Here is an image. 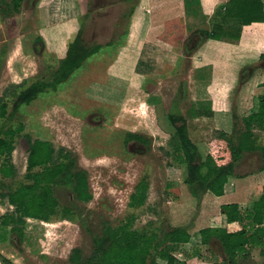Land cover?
Wrapping results in <instances>:
<instances>
[{"label": "rangeland", "instance_id": "rangeland-1", "mask_svg": "<svg viewBox=\"0 0 264 264\" xmlns=\"http://www.w3.org/2000/svg\"><path fill=\"white\" fill-rule=\"evenodd\" d=\"M135 1L82 0L79 2L81 7H75L76 15L80 17L74 26L82 32V38L89 47L106 46L108 43L122 45ZM63 3V0H23L18 13L9 17H3L0 13V98L8 91L5 99L8 112L12 111L11 87L25 80H33L38 74L48 76L62 59L60 50L63 40L68 43L75 36L73 29L70 35H67L68 30L64 35L60 34L68 14L65 13L66 7H62ZM66 3L69 4V0ZM48 10L53 15L51 20L52 30L57 32L55 35L49 29L46 33L41 30L42 17ZM72 14L69 12L70 16ZM47 37L51 41V49L47 48ZM17 47L18 54L15 56L13 53ZM51 50L60 53L53 55ZM97 53L90 56L56 92L43 93L31 104L22 106L11 122L0 120V128H16L19 123L23 124V133L16 137L11 157L17 174L14 182L6 180V185L16 187L28 182L26 136H29L31 140L47 141L56 149L63 147L76 155L78 166L88 174L93 195L88 204L79 205V212L83 214L81 219L90 225L91 230L99 232L104 222L116 225L130 213L136 215L137 227L159 224L164 229L178 227L176 225L193 227L195 209L198 210L199 206L196 200L186 201L184 169L168 155L172 151L170 136L175 134V129L165 118L168 114H180V110L186 115L185 111L189 108L191 96L188 87H185L188 62L182 65L179 80L175 79L174 85V78L170 81L171 88L144 86L128 89L131 86L126 84V94L122 96L125 101L115 108L110 103L118 101L120 96L112 92L111 96V89L89 85L96 76L102 75L91 69L94 61H102ZM109 59L106 56L104 63L108 61V64ZM102 66L104 64L98 65V69ZM251 67L255 70L252 77L250 69L243 73L241 71L239 77L242 84L251 78L242 87L245 91L242 93V101H245L242 105L245 107H248L247 101L253 93L264 91V66L259 62ZM166 82L169 83V80ZM240 92L241 88L232 91V112L237 113L238 118L243 115L235 103ZM175 93L178 97H174ZM180 93L184 94V98L179 96ZM190 94L197 96L198 92L193 89ZM104 105L108 110L103 109ZM100 118V122L94 121ZM221 122L220 119L212 122L200 120L194 122L198 131L188 128L191 139L204 157L226 144L219 133L223 132L227 122H223L224 125ZM232 126L240 130L241 120L234 118ZM128 133L145 137L150 141L149 146L136 143L123 145ZM256 134L261 135L259 131ZM144 177L150 183L147 204L140 209H129V196ZM55 194L62 206L74 203L72 194L66 188L56 189ZM183 204L186 207L180 210L176 207ZM10 210L12 208L0 198V217ZM215 212L214 215H218L217 209ZM80 223L78 220H61L60 216L49 223L27 220L24 240L12 237L8 242L0 243V252L10 264H67L73 248L81 247L87 253L90 251L91 236L81 228ZM197 241L200 242V236ZM213 242L209 247L200 244L201 248H196L203 264H219L225 259L218 242ZM240 264H264V257L255 250L249 259L242 260Z\"/></svg>", "mask_w": 264, "mask_h": 264}, {"label": "trees", "instance_id": "trees-1", "mask_svg": "<svg viewBox=\"0 0 264 264\" xmlns=\"http://www.w3.org/2000/svg\"><path fill=\"white\" fill-rule=\"evenodd\" d=\"M22 1L0 0L1 15L9 17L18 13ZM262 6L260 0H230L226 16L241 19L245 24L263 22L262 10L257 16V11ZM221 31L222 28L214 27L211 33L205 34L209 38L221 40ZM107 46L111 44L108 43ZM101 47H89L79 31L68 44L65 57L48 76L38 74L33 80H25L11 87V112H8L6 101L8 91L4 92L0 98V120L11 122L22 106L31 104L43 93L56 92ZM168 120L175 129V134L170 136L172 151L168 155L184 169L183 182L199 207L206 193L220 197L224 194L228 178L241 176L238 164L245 154L259 152L262 160L260 170H264V147L259 144L260 138L254 133L255 129L264 132V97L259 99L257 111L241 120L240 130L235 129L231 135L219 133L226 145L205 157L189 135L187 119L179 114H169ZM22 133V123L16 128H0V198L12 208L0 217V243L8 242L15 236L23 241L28 219L49 223L54 217L60 216L61 220L82 222L81 228L91 236L90 251L87 253L81 247L73 248L67 264H160V261L165 264H185L175 254L182 245L190 241L191 226H169L164 229L159 224L154 227H137V217L130 213L116 225L104 222L99 232L91 230L90 225L81 219L83 214L79 212L80 204H88L93 199L88 174L78 166L76 155L63 147L56 149L50 142L31 140L26 136L28 182L16 187L7 186L6 180L14 182L17 174L11 157L15 150V139ZM130 142L146 146L150 144L148 139L136 133L125 135L123 145L127 146ZM58 188L68 189L74 203L62 206L55 194ZM149 188L147 178H142L130 194L127 207L133 210L144 207L148 201ZM220 214L227 224L239 223L241 230L234 233L219 227L200 230V242L203 246L209 247L213 241L220 245L225 259L219 264H240L242 260L249 259L255 250L259 256L264 257V188L259 200L250 207L239 204L222 205ZM0 262L10 264L1 252Z\"/></svg>", "mask_w": 264, "mask_h": 264}, {"label": "crops", "instance_id": "crops-1", "mask_svg": "<svg viewBox=\"0 0 264 264\" xmlns=\"http://www.w3.org/2000/svg\"><path fill=\"white\" fill-rule=\"evenodd\" d=\"M63 1L62 7H66L65 13L68 14L62 24L63 29L60 34L64 35V32L68 30L67 35H70L74 30L76 36L79 30L74 25L78 23L80 15H76L75 7L76 5L81 7L79 2L82 0H69V4L66 3L67 0ZM74 1H78V4ZM229 2L230 0H136L127 26L124 44L101 47L97 54L106 49L99 54L102 61H94L91 69L94 73L101 72L102 75L96 76L89 85L111 89L109 91L111 96V92L120 96L118 101L110 103L118 108L120 103L123 104L125 101L122 96L126 94V84L131 86L127 87L128 89L144 86H157L158 89L161 87L165 89L174 85L175 79L179 80L180 74L178 73L182 65L188 62L185 87H188L190 93L196 89L199 96H193L188 92L191 96L188 103L189 108L185 111L186 115L181 110L179 115L187 119L188 128L196 129L195 131L198 130L194 122L200 120L212 122L220 119L221 125L227 122L225 123L227 130L224 129L222 133L231 135L233 133L231 131L235 129L232 126L234 118L242 120L251 113H255L259 99L264 97V91L253 93L247 101L249 102L248 107L243 106L242 103L245 101H242V93L245 91L242 87L244 88L243 85L249 83L251 78L245 84H242L239 79L240 72L243 73L246 69H250V77H252L255 71L251 69L252 64L259 62L263 64L264 21L245 24L241 19L226 16V7ZM260 2L263 6L257 11V16L260 15L261 10L264 16V0ZM69 12L73 13L72 16ZM52 16L51 11L48 10L47 14L42 17L41 30L45 33L50 30L55 35L57 32L52 30ZM214 27L223 29L219 33L221 40L209 38L205 34L206 32L211 33ZM75 36L68 43L63 40L60 50L63 53L62 58L66 55V47ZM237 37L238 40H235ZM42 38L45 40V37ZM47 41H49L47 48L51 49V41L48 37ZM60 51L51 50V53L57 55ZM106 56L111 59L108 64V61L104 63ZM100 64L104 66L98 69ZM173 78V84L169 85ZM167 80L169 83L166 82ZM239 83L242 86L239 87ZM240 88L241 92L235 103L238 110L243 111V115L238 118L237 113L232 112L234 104L232 103V91L240 90ZM176 93L174 97H178ZM180 95L184 98V94L180 93ZM180 105L181 103L179 108ZM103 109L108 110V107L105 106ZM168 115L165 117L167 120ZM257 131L261 135H257ZM189 133H191L190 130ZM254 133L260 138L259 144L264 147V132L255 129ZM261 166L262 160L259 152L245 154L238 164L242 171L241 176L228 178L224 194L216 197L211 193H206L203 196L198 210L194 208L197 212L190 232L191 239L179 248L175 254L177 259L185 264H203L197 254L199 249L196 250V248H201L199 246L201 242L197 241L200 230L210 227L226 228L231 233L241 230V225L237 222L226 223L225 218L220 214V207L229 204L250 207L259 200L264 188V170H260ZM186 188L188 195L186 201L195 202L187 186ZM213 204L217 207H213ZM176 207L180 210L186 205ZM214 208L217 209L218 215H214L216 213ZM176 226L181 227L182 225ZM159 263L165 264L163 261Z\"/></svg>", "mask_w": 264, "mask_h": 264}, {"label": "flooded vegetation", "instance_id": "flooded-vegetation-1", "mask_svg": "<svg viewBox=\"0 0 264 264\" xmlns=\"http://www.w3.org/2000/svg\"><path fill=\"white\" fill-rule=\"evenodd\" d=\"M263 66H264V60H263V64H262ZM94 121H96V122H100L101 121V118L99 119V120H94ZM130 143H135V142H130ZM129 143V144H130ZM129 144H127V146L129 145ZM136 144H138V143H136Z\"/></svg>", "mask_w": 264, "mask_h": 264}, {"label": "bare ground", "instance_id": "bare-ground-1", "mask_svg": "<svg viewBox=\"0 0 264 264\" xmlns=\"http://www.w3.org/2000/svg\"><path fill=\"white\" fill-rule=\"evenodd\" d=\"M15 56L18 54V47L17 48H15V50H14V53H13Z\"/></svg>", "mask_w": 264, "mask_h": 264}]
</instances>
